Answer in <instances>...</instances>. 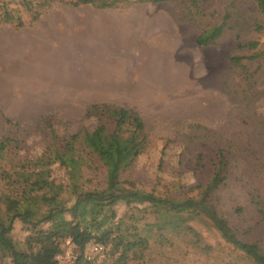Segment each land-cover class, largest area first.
<instances>
[{
	"label": "rangeland",
	"instance_id": "374dc122",
	"mask_svg": "<svg viewBox=\"0 0 264 264\" xmlns=\"http://www.w3.org/2000/svg\"><path fill=\"white\" fill-rule=\"evenodd\" d=\"M75 1L0 0V197L15 189V171L38 169L28 161L47 162L54 146L92 130L101 118L86 111L105 102L137 112L148 134L117 180L162 196L194 195L223 163L225 180L214 196L219 213L244 238L264 242V12L254 0ZM72 152L78 170L45 164L49 184L39 191L67 207L78 193L107 192L115 183L80 141ZM76 213L82 226L121 219L123 229H141L152 220L143 205L98 198H83ZM189 223L196 237H151L141 258L113 252L109 242L101 256L78 262L65 239L55 264H229L235 255L219 233L204 218ZM50 227L16 219L10 238L17 250L37 254ZM11 253L0 241V264H12Z\"/></svg>",
	"mask_w": 264,
	"mask_h": 264
},
{
	"label": "trees",
	"instance_id": "16d2710c",
	"mask_svg": "<svg viewBox=\"0 0 264 264\" xmlns=\"http://www.w3.org/2000/svg\"><path fill=\"white\" fill-rule=\"evenodd\" d=\"M26 6L36 0H21ZM52 1V0H47ZM161 2L168 0H141V2ZM258 9L264 12V0H254ZM94 0H76L74 4L93 3ZM8 14L5 20H9ZM22 25V23H19ZM98 116L101 121L92 129H83L71 134L62 146H54L52 155L47 162L42 157L35 161H28V165H35L37 170L15 171L11 179L12 187L2 193L0 200L5 206H0V241L8 243L12 250V264H21L20 260H27L26 264H55V258L62 251V240L69 239L78 250V262L92 261L84 257V250L88 243L113 245V252L121 250L124 253L132 252L135 258H141L145 249L149 247L150 239L159 243L167 241L173 235L181 237H196L193 226L189 221L198 217L204 218L221 236L229 246L233 258L248 261L249 264H264V242L249 240L243 237L244 231L231 226L228 220L219 213L214 201L216 189L224 182L223 173L225 165L221 163L219 169L201 185L194 187V195L174 196L158 195L135 187L130 181L117 180V175L125 169L135 158L144 151L148 143V134L142 117L134 110L125 106H113L108 103H92L89 105L86 116ZM80 141L87 149L94 153L107 172L115 179L112 188L107 192L96 193L84 191L77 194L74 203L67 207L57 195L46 196L39 191L49 183L47 166L51 162H58L71 169L78 170L79 158L73 156V143ZM6 147V138L0 140V157ZM50 153V154H51ZM4 171V170H3ZM5 174H8L5 172ZM11 178V174L7 175ZM126 183V184H125ZM83 198H98L114 205L123 201L128 207L143 205L146 222L141 229L136 223L122 228L123 220L119 219L114 225H105L104 220H93L82 226L77 219L76 207ZM46 206L45 210H41ZM70 219L65 217V213ZM113 214V213H112ZM114 216V214H113ZM36 218V222H49L51 224L50 237L45 242L42 252L31 254L16 249L10 238V232L16 219L29 224ZM130 218L139 220L134 214ZM130 228V229H129ZM129 232V236L126 235ZM144 232V233H142ZM192 238L193 244L198 242ZM205 249H212L205 245ZM235 264V263H234Z\"/></svg>",
	"mask_w": 264,
	"mask_h": 264
},
{
	"label": "built area",
	"instance_id": "2783aa9c",
	"mask_svg": "<svg viewBox=\"0 0 264 264\" xmlns=\"http://www.w3.org/2000/svg\"><path fill=\"white\" fill-rule=\"evenodd\" d=\"M103 245L96 242H90L87 244L84 250V257L87 260H94L96 257L101 256L103 253Z\"/></svg>",
	"mask_w": 264,
	"mask_h": 264
}]
</instances>
